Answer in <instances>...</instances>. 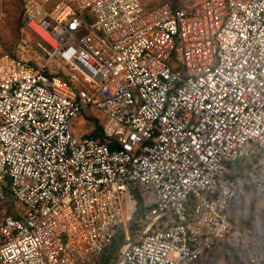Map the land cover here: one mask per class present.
Returning <instances> with one entry per match:
<instances>
[{"label": "built area", "instance_id": "1", "mask_svg": "<svg viewBox=\"0 0 264 264\" xmlns=\"http://www.w3.org/2000/svg\"><path fill=\"white\" fill-rule=\"evenodd\" d=\"M20 26L0 45V264L89 263L119 230L112 264L232 242L264 264L230 215L245 180L264 193V0H21ZM87 109L103 141L74 134Z\"/></svg>", "mask_w": 264, "mask_h": 264}, {"label": "rangeland", "instance_id": "2", "mask_svg": "<svg viewBox=\"0 0 264 264\" xmlns=\"http://www.w3.org/2000/svg\"><path fill=\"white\" fill-rule=\"evenodd\" d=\"M143 1L145 5L152 7L165 2H170L173 6L193 5L198 0ZM20 4L21 0H0V45L8 51L13 50V46L19 38L26 37L19 30L18 26ZM27 36L32 39L31 35ZM89 113L92 112L90 109H87L84 111V115L83 113L82 115L86 117V114L89 116ZM88 123L84 124L82 128L84 133H90L92 131L90 127L93 129L96 125L95 121L91 118L88 119ZM230 215L233 225L239 229H242L244 226H250L254 230V235L258 242L264 246V193L256 192L249 180H245L240 185L237 196L230 208ZM158 223L159 225L164 224L163 221H158ZM230 246L236 250V253L230 249ZM241 257L242 252L236 242L227 243L223 247L219 243L202 254L194 264H244ZM96 261L97 259L94 257L89 263L83 264H96Z\"/></svg>", "mask_w": 264, "mask_h": 264}, {"label": "trees", "instance_id": "3", "mask_svg": "<svg viewBox=\"0 0 264 264\" xmlns=\"http://www.w3.org/2000/svg\"><path fill=\"white\" fill-rule=\"evenodd\" d=\"M18 26H19V30H20L21 29L20 18H19ZM93 118L95 119L96 125L93 128V130L89 133V135L94 137V138H97L100 141H103L104 140V134L102 132L99 121L95 117H93ZM144 210H145V208L142 205L141 200L139 199L137 201V207H136V211L133 215V218L128 223V230L131 234L136 233L137 231H139L143 227L144 222L141 220V217L143 215ZM123 239H124V235L119 230L116 233V235L114 236V238L112 239L110 245L99 256L95 257L97 259L96 264H112L114 262L115 258L117 257V255L119 254L120 246L123 242ZM225 245H227V243H222V247ZM230 249H232L233 252L236 253V250L232 246H230Z\"/></svg>", "mask_w": 264, "mask_h": 264}, {"label": "crops", "instance_id": "4", "mask_svg": "<svg viewBox=\"0 0 264 264\" xmlns=\"http://www.w3.org/2000/svg\"><path fill=\"white\" fill-rule=\"evenodd\" d=\"M82 113H83V115H84V111H82ZM83 115L81 114L80 115V117H79V119H78V121H76L75 122V125H74V134L75 135H89V133H84L83 131H82V128H83V126H84V124L86 125V123L87 124H89L88 123V119L89 118H91L92 120H94L95 121V119L91 116L90 117V115L88 116L87 114H86V117H83ZM80 122H82V123H80ZM78 124H80V125H78ZM90 130H93V129H91V127H90ZM140 198H138V200H139ZM137 200V201H138ZM142 203V202H141ZM123 234V233H122ZM95 260V259H94Z\"/></svg>", "mask_w": 264, "mask_h": 264}]
</instances>
